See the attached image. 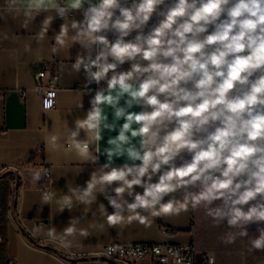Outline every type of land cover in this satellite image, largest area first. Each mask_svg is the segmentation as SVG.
Wrapping results in <instances>:
<instances>
[{
	"label": "clouds",
	"instance_id": "obj_1",
	"mask_svg": "<svg viewBox=\"0 0 264 264\" xmlns=\"http://www.w3.org/2000/svg\"><path fill=\"white\" fill-rule=\"evenodd\" d=\"M74 10L82 12L81 20L70 16ZM42 13L23 51L47 40L59 17L64 23L52 54L74 44L82 49L62 71L83 70L86 88L106 85L66 129L64 144L59 135L46 143L66 145L92 164L103 155L106 163L91 172L85 187L70 183L67 194L52 189L41 200L61 212L83 205L86 215L102 194L113 209L108 213L100 203L92 215L101 219L88 228L73 217L62 231L52 226L45 235L70 249V238H87L89 229L203 207L213 227L230 229L222 243L248 237L255 223L259 235L248 251H264V0H4L0 20H19L31 32ZM0 40L15 43V35L2 32ZM76 107L83 108L82 100ZM119 158L125 162L113 166ZM49 175L45 170L33 179ZM43 230L42 224L35 229Z\"/></svg>",
	"mask_w": 264,
	"mask_h": 264
},
{
	"label": "crops",
	"instance_id": "obj_2",
	"mask_svg": "<svg viewBox=\"0 0 264 264\" xmlns=\"http://www.w3.org/2000/svg\"><path fill=\"white\" fill-rule=\"evenodd\" d=\"M3 3L4 0H0V7ZM84 7H87V4ZM44 16L42 13L36 17L31 32L20 28L19 20H0V33L9 32L10 35H15V43L0 40V177L3 173L13 175L0 179V184H6V212L4 223L0 224L5 262L9 260L13 264H102L101 254L105 246L141 243L192 244L198 253L212 254L210 247L213 245L217 252L240 251L249 259L247 238L238 237L234 244L226 245L221 242L220 238L230 231L226 224L214 228L213 239L208 233L195 230V216L200 217L201 207L180 215L149 217L143 224L134 220L113 227L106 225L103 231L89 229L91 235L87 238L79 235L70 238V249L60 247L58 241H52L45 235V231L52 226L62 231L73 217L80 219L79 228H88L90 222L101 219L98 213L92 215L100 203L105 205L108 213L113 209L102 194L97 195V203L92 205V210L86 215L83 205H76L72 210L65 209L61 212L56 203L48 205L41 200L42 194L52 189L57 190L59 196L61 193L67 194L71 184L85 187L91 172L106 163L103 155L97 164H92L84 162L74 150H68L66 145L53 149L46 143L47 138L59 135L60 143L64 144L66 129L73 128L74 121L86 114L91 96L99 87L106 85L103 82L100 85L92 83L86 88L83 70L71 74L67 70L62 71L61 65L74 63L77 53L82 52V49L79 44H74L69 50L65 48L58 55L52 54L55 34L64 23L63 20L58 21L57 17L49 29L48 39L39 45L33 43L30 53L23 51V44L31 40L33 34L39 30ZM72 18L81 20L82 12L74 10ZM155 22L154 17L150 26ZM108 38L115 39L111 32L108 33ZM47 62L52 63L58 72V90L54 95L53 109L45 108L36 90L39 83L34 80L35 72L41 69L42 63ZM128 67L127 63L122 66L124 70ZM44 82L46 83V80ZM83 91L86 94L83 95ZM81 100L83 108H77L76 104ZM107 135L101 142L102 150ZM80 138H84L83 132ZM124 162V158L116 159L113 166H120ZM45 170H49V177L42 176L39 181L33 179L35 173H43ZM136 191L143 190L137 188ZM109 193L114 195L111 189ZM126 198L131 202V197ZM41 224L44 230L36 232L35 229ZM231 231L236 233L240 229Z\"/></svg>",
	"mask_w": 264,
	"mask_h": 264
},
{
	"label": "built area",
	"instance_id": "obj_3",
	"mask_svg": "<svg viewBox=\"0 0 264 264\" xmlns=\"http://www.w3.org/2000/svg\"><path fill=\"white\" fill-rule=\"evenodd\" d=\"M73 12L70 16H73ZM58 21L63 19L57 17ZM34 80L36 90L47 109L54 108V95L58 90V72L52 63H42L41 69L35 72ZM46 80V83L44 82ZM46 108V107H45ZM49 177V176H48ZM17 179V177H16ZM18 180V179H17ZM165 229H163L164 231ZM4 243L0 235V245ZM182 257V261L177 257ZM102 264H136L147 262L148 264H214V254L198 253L192 244L168 245V244H109L102 250ZM7 264H13L7 260Z\"/></svg>",
	"mask_w": 264,
	"mask_h": 264
},
{
	"label": "rangeland",
	"instance_id": "obj_4",
	"mask_svg": "<svg viewBox=\"0 0 264 264\" xmlns=\"http://www.w3.org/2000/svg\"><path fill=\"white\" fill-rule=\"evenodd\" d=\"M11 177L13 175L11 174H5L0 177V179H5L6 177ZM16 178V176H15ZM201 215L200 217L195 216V230L198 232H206L208 235L212 236L213 239V232L214 228L211 218L206 217L204 212V208L201 207ZM197 213V212H196ZM235 230L237 228H234ZM210 252H213L215 256V264H252L253 262L250 259H247L246 254L244 252L236 251V252H227V253H221L217 252L214 249V246L211 245Z\"/></svg>",
	"mask_w": 264,
	"mask_h": 264
},
{
	"label": "trees",
	"instance_id": "obj_5",
	"mask_svg": "<svg viewBox=\"0 0 264 264\" xmlns=\"http://www.w3.org/2000/svg\"><path fill=\"white\" fill-rule=\"evenodd\" d=\"M5 193H6V184L2 183L0 184V224L2 225L4 223L5 212H6ZM1 230L2 228L0 229V231ZM248 231H249V236L245 237L247 238L246 240L249 242V246L247 248L250 247L251 240L255 239L256 236L259 235L257 231V225L255 223L248 226ZM23 234L25 235V233ZM31 242L34 243L33 240H31ZM3 249H4V243L0 245V264H7L3 256ZM247 256L253 262L252 264H264V251H253L251 253L247 251Z\"/></svg>",
	"mask_w": 264,
	"mask_h": 264
}]
</instances>
